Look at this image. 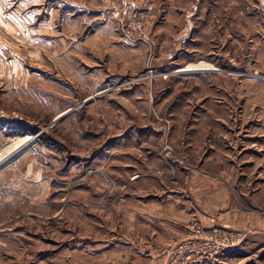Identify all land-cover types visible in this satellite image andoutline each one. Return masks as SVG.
Wrapping results in <instances>:
<instances>
[{
	"label": "rangeland",
	"instance_id": "obj_1",
	"mask_svg": "<svg viewBox=\"0 0 264 264\" xmlns=\"http://www.w3.org/2000/svg\"><path fill=\"white\" fill-rule=\"evenodd\" d=\"M31 1L0 0L2 25H35L24 18L37 12ZM174 18L137 43L116 24L109 51L89 49L88 28L75 45L56 31L30 53L2 30L0 70H13L6 60L16 52L14 72L32 78L19 91L0 79V121L9 123L0 154L32 143L0 167V264H133L136 233L144 247L158 233L152 217L165 218L156 200L181 189L197 204L198 190L208 199L223 185L264 211V0H190L185 23ZM193 225L207 229L191 218L189 235ZM236 235L234 248L200 264H264V238Z\"/></svg>",
	"mask_w": 264,
	"mask_h": 264
},
{
	"label": "crops",
	"instance_id": "obj_2",
	"mask_svg": "<svg viewBox=\"0 0 264 264\" xmlns=\"http://www.w3.org/2000/svg\"><path fill=\"white\" fill-rule=\"evenodd\" d=\"M24 1L25 0H22V5ZM47 2L51 5V8L45 7V3ZM129 4L146 7L149 19L148 30L150 32V38H152L154 32H162L163 30L168 32L169 27L171 28V25H169L171 22L174 21L173 24L179 22L178 19H173V17L178 16L181 21L183 20V23H185L184 16L189 18L190 13V0H33L27 7L28 9L37 8V12L31 13L28 11L25 14L27 16L24 15V18H26L27 22H30L33 16L37 20L35 25H30V23L23 24L22 26L14 25V23L2 25V14L0 11V47L4 46L6 41V37L1 36L3 33L2 30L4 29L11 34L12 42L16 39L18 44H23L22 47L28 50L26 51L27 53H30L29 50L33 45L40 46L50 40L55 41L56 37L54 33L56 31L59 32V36H57L59 43L68 41L70 46L75 45L79 41V39H77V33L80 32L82 28H88L91 36L89 35V39L86 38L85 44L89 45V49L93 50L94 48H100L109 51L110 48L118 46L117 44L119 41L117 40L118 33L116 32V24L118 25L119 23L122 10ZM34 13L36 14L34 15ZM78 15H80V17ZM84 15L85 18L83 17ZM62 16L64 17L63 19ZM160 17H164L165 22L159 25L158 20ZM52 20H54V23H52ZM55 21H58L57 26H55ZM63 21H66V23L64 22L63 24ZM62 25L69 27V34L64 35V39L60 36L61 31H63L62 28H58L62 27ZM180 31L182 35L188 33L189 27H184L182 25L179 32ZM148 40L150 39L146 41ZM10 48L14 50V46ZM13 53L12 56L6 60L13 70L10 72H3L0 70V79L6 78L12 80L14 82L12 83L13 90L19 91L20 86L26 87L32 77L23 69H21V71L18 69L14 72V67L16 68V65H19L22 61L19 59V56L15 55L18 53L15 52L14 55ZM41 53L42 52L37 49V58L39 62L42 57ZM2 59L3 58L0 57L1 61H3ZM7 127L9 128V123L0 121V143L7 135ZM5 166L1 168H5ZM212 186L215 187V190H213V192L210 191L214 193L210 194L211 198L209 197L207 199L205 194L202 196V193L206 190L202 192L200 190L197 191V204L193 199L187 198L184 189H181L182 194L174 196L171 193H167L163 200H156V206L160 208L164 206L168 211L166 210V213L163 212L165 214V218L163 219L162 213H157L155 219L152 217V222L157 220L156 225L158 233L144 243V247L142 234L136 233L134 237V250L135 252L137 251L136 256L138 258L133 262L130 261L133 264H142V259L144 258L142 256H145L149 258V264H164L163 250L165 247L167 249L187 238L189 235L188 224L191 218L199 219L202 225L207 229L216 227L233 230L242 237V241L250 238V233L252 237L264 238V211L261 213L260 210L255 211L250 210L248 206L244 207L239 200L235 199L234 195L231 198L223 185ZM254 198L255 197L252 195L251 200L254 201ZM194 203L197 206H194L192 210L190 209L191 204ZM201 207L208 209L213 208V210L206 211L204 209L206 212H203L200 210L202 209ZM175 208L178 209L176 212ZM164 226H168L170 229H165L163 235L159 234V231H163L165 228ZM125 257L127 259V253ZM126 259L125 261L123 260V263L130 262ZM144 259L146 260V258ZM119 262L118 264H122Z\"/></svg>",
	"mask_w": 264,
	"mask_h": 264
},
{
	"label": "built area",
	"instance_id": "obj_3",
	"mask_svg": "<svg viewBox=\"0 0 264 264\" xmlns=\"http://www.w3.org/2000/svg\"><path fill=\"white\" fill-rule=\"evenodd\" d=\"M148 20L146 7L127 5L118 23L124 39L130 43L146 41L149 36ZM239 241V237L232 231L193 225L189 237L170 247L167 254L169 260L176 264H200L234 248Z\"/></svg>",
	"mask_w": 264,
	"mask_h": 264
},
{
	"label": "bare ground",
	"instance_id": "obj_4",
	"mask_svg": "<svg viewBox=\"0 0 264 264\" xmlns=\"http://www.w3.org/2000/svg\"><path fill=\"white\" fill-rule=\"evenodd\" d=\"M209 69L205 68L204 70ZM191 69H185L183 71H190ZM197 70V69H194ZM192 71V70H191ZM32 143L31 138H26L19 142L18 144L14 145L12 149H8L5 151V155L0 154V167L4 166L8 162H11L13 158H15L19 154H23L25 150L29 147Z\"/></svg>",
	"mask_w": 264,
	"mask_h": 264
}]
</instances>
